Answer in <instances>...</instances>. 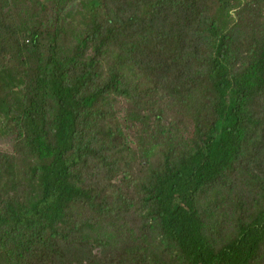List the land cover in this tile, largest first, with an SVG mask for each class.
<instances>
[{
    "label": "trees",
    "instance_id": "obj_1",
    "mask_svg": "<svg viewBox=\"0 0 264 264\" xmlns=\"http://www.w3.org/2000/svg\"><path fill=\"white\" fill-rule=\"evenodd\" d=\"M0 0V264H264V0Z\"/></svg>",
    "mask_w": 264,
    "mask_h": 264
},
{
    "label": "rangeland",
    "instance_id": "obj_2",
    "mask_svg": "<svg viewBox=\"0 0 264 264\" xmlns=\"http://www.w3.org/2000/svg\"><path fill=\"white\" fill-rule=\"evenodd\" d=\"M79 1H77L75 7L79 6ZM0 149L12 150V138L9 136H0Z\"/></svg>",
    "mask_w": 264,
    "mask_h": 264
}]
</instances>
